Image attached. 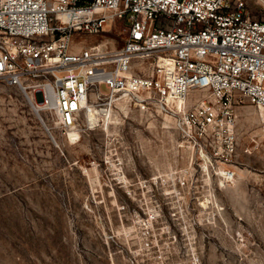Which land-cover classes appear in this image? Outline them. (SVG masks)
<instances>
[{
	"label": "rangeland",
	"instance_id": "rangeland-1",
	"mask_svg": "<svg viewBox=\"0 0 264 264\" xmlns=\"http://www.w3.org/2000/svg\"><path fill=\"white\" fill-rule=\"evenodd\" d=\"M126 32L117 19L81 45ZM31 91L0 78V264H264V116L248 99L231 148L176 99L119 100L67 132Z\"/></svg>",
	"mask_w": 264,
	"mask_h": 264
},
{
	"label": "built area",
	"instance_id": "built-area-1",
	"mask_svg": "<svg viewBox=\"0 0 264 264\" xmlns=\"http://www.w3.org/2000/svg\"><path fill=\"white\" fill-rule=\"evenodd\" d=\"M117 19L121 47L81 45ZM0 34V78L32 86L67 132L91 107L145 93L166 105L183 99V123L227 133L231 148L235 102L246 98L264 116V21L246 0H0Z\"/></svg>",
	"mask_w": 264,
	"mask_h": 264
},
{
	"label": "bare ground",
	"instance_id": "bare-ground-1",
	"mask_svg": "<svg viewBox=\"0 0 264 264\" xmlns=\"http://www.w3.org/2000/svg\"><path fill=\"white\" fill-rule=\"evenodd\" d=\"M107 44H106V42H102V43H99V47L100 48H103V47H105ZM173 98H169V100H168V105H166V104H163V105H165V108L167 109V110H173L174 109V107L173 106H170V104H169V102L172 100ZM178 101V100H177ZM181 105H182V111H180L181 112V115H183L184 114V112H185V110H186V103H184V100L183 99H181L180 101H178ZM40 106H41V104H37V107H39L40 108ZM35 107H36V105H35ZM104 111L105 110H100L97 106H93V107H91V111H89V113H88V116L90 115V117H91V119H92V121H95V120H97L98 119V114H103L104 113ZM100 117H101V115H99ZM75 130V129H74ZM73 131V130H72ZM228 173L227 172H225V175H227ZM229 176H231V173H229L228 174Z\"/></svg>",
	"mask_w": 264,
	"mask_h": 264
},
{
	"label": "trees",
	"instance_id": "trees-1",
	"mask_svg": "<svg viewBox=\"0 0 264 264\" xmlns=\"http://www.w3.org/2000/svg\"><path fill=\"white\" fill-rule=\"evenodd\" d=\"M246 5L251 11L252 19L256 21H264V11L255 7L251 2L246 0Z\"/></svg>",
	"mask_w": 264,
	"mask_h": 264
}]
</instances>
